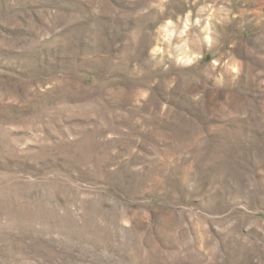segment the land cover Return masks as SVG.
Returning <instances> with one entry per match:
<instances>
[{"label":"rangeland","instance_id":"1","mask_svg":"<svg viewBox=\"0 0 264 264\" xmlns=\"http://www.w3.org/2000/svg\"><path fill=\"white\" fill-rule=\"evenodd\" d=\"M0 264H264V0H0Z\"/></svg>","mask_w":264,"mask_h":264}]
</instances>
